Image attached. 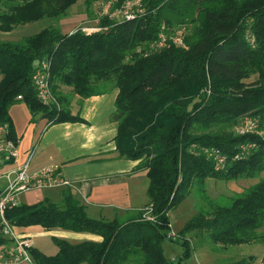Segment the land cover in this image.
<instances>
[{
  "label": "trees",
  "instance_id": "1",
  "mask_svg": "<svg viewBox=\"0 0 264 264\" xmlns=\"http://www.w3.org/2000/svg\"><path fill=\"white\" fill-rule=\"evenodd\" d=\"M88 8L108 0H0V31L43 19L59 21L78 2ZM144 14L132 21L102 18L103 30L63 33L53 26L20 42L0 41V125L18 140L11 106L25 104L47 126L84 123L70 110L72 95L87 99L118 90L114 120L120 158L139 162L149 180L148 206L114 220L93 219L69 190L60 202L8 209L20 232L90 234L101 241L73 244L53 237L58 252L36 249V264H187L194 244L233 247L260 239L264 227V179L228 202L210 200L207 180L257 179L264 173V0H143ZM176 35L184 47L162 36ZM51 63L52 92L61 110L42 104L32 78ZM253 82L247 83L251 78ZM21 97V99H18ZM246 119L257 132L238 134ZM217 151L221 164L205 151ZM197 188L210 206L176 233L171 216ZM165 242L182 248L170 260ZM3 243L0 234V244ZM223 264H247L243 259ZM264 264V257L262 259Z\"/></svg>",
  "mask_w": 264,
  "mask_h": 264
},
{
  "label": "crops",
  "instance_id": "2",
  "mask_svg": "<svg viewBox=\"0 0 264 264\" xmlns=\"http://www.w3.org/2000/svg\"><path fill=\"white\" fill-rule=\"evenodd\" d=\"M117 96L118 90L87 99L72 95L70 110L73 115H79L84 123L50 126L46 123L39 135H36L37 118L31 122L32 117L28 115L25 104L28 117L26 126L23 125L24 131L18 130L11 115L20 147V162L38 144L30 172L37 173L49 166H57L63 178L70 182L67 188L50 190L58 194L57 199H50L60 202L62 192L69 190L86 207L88 215L97 220L123 218L128 213L145 209L149 204L146 172L136 171L139 162L120 158L116 150L118 123L113 117ZM34 229L43 234L44 230L39 227L30 228L25 233L32 238ZM49 233L73 244L101 241L90 234L67 231ZM57 252L58 248L55 254Z\"/></svg>",
  "mask_w": 264,
  "mask_h": 264
},
{
  "label": "built area",
  "instance_id": "3",
  "mask_svg": "<svg viewBox=\"0 0 264 264\" xmlns=\"http://www.w3.org/2000/svg\"><path fill=\"white\" fill-rule=\"evenodd\" d=\"M145 12L143 0H108L101 2V16L112 21H132L141 17ZM86 34L97 33L103 28L98 26L83 27ZM184 47L183 39L176 35L162 36L153 48H161L167 42ZM51 63L41 62L32 82L38 100L47 106L61 110V105L52 92ZM18 99H21L19 97ZM257 132L255 120L246 119L237 129L238 134ZM35 144L26 154L24 161L20 162V147L18 140H13L8 124L0 125V234L3 243L0 244V264H36L32 255L34 249L31 236L12 225L6 219V211L22 205V197L29 193H38L50 190H61L70 186V182L63 178L57 166H49L37 173H31L32 161L37 152ZM205 153L213 157L218 164L223 162L217 151L206 150Z\"/></svg>",
  "mask_w": 264,
  "mask_h": 264
},
{
  "label": "rangeland",
  "instance_id": "4",
  "mask_svg": "<svg viewBox=\"0 0 264 264\" xmlns=\"http://www.w3.org/2000/svg\"><path fill=\"white\" fill-rule=\"evenodd\" d=\"M102 18L101 2H95L91 8H88L84 1H80L68 11L66 17L59 21L43 19L35 23L18 26L10 33H3L0 31V41L20 42L24 38L37 34L43 29L51 26L59 28L63 33H70L83 27L98 26ZM254 80L255 78L253 77L247 81V83L253 82ZM62 91L66 95H73L72 89L68 87H64ZM17 108L21 109L16 111ZM62 108L63 106L61 105V109ZM10 114L13 116L14 121H16L18 130L20 129V132L24 131L25 128L23 125L26 126L27 124V122L25 124L26 118L28 115L31 116L30 112L27 115L25 105L17 104L11 106ZM36 118V135H39L40 131L43 130L44 125H46L47 120L38 119V117ZM261 179H264V173L257 179H241L230 182L207 180L205 183V193L212 201L226 203L235 195L241 194L257 184ZM146 181L148 184V178ZM57 195V193L46 190L38 193H29L25 197H22L21 201L23 204L32 205L45 197L57 199ZM199 207L208 210L210 206L206 201L201 199L197 188H194L191 195L170 214L172 234L180 232L198 213ZM39 232L40 230L38 229L32 230L34 249L46 256L56 255L55 252L57 246L53 240L54 235L45 231H42L43 234H40ZM258 233L261 236L259 240L250 244L233 247H223L222 245L214 246L209 243L197 246V241L194 238H191V243L194 244L195 249L192 258L187 264H223L226 262H238L243 259L247 264H262V259L264 257V227L260 229ZM164 250L166 257L170 260H174L182 254V248L179 245L170 242H165Z\"/></svg>",
  "mask_w": 264,
  "mask_h": 264
}]
</instances>
